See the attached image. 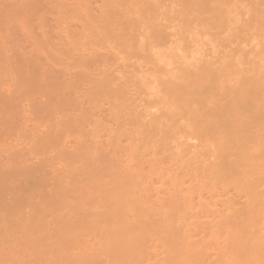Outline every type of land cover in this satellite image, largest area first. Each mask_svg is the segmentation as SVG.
I'll use <instances>...</instances> for the list:
<instances>
[{"label": "rangeland", "instance_id": "obj_1", "mask_svg": "<svg viewBox=\"0 0 264 264\" xmlns=\"http://www.w3.org/2000/svg\"><path fill=\"white\" fill-rule=\"evenodd\" d=\"M227 1L0 0V203L5 205L0 209V226H4L0 230V264H196L194 258L193 263L192 258L187 261L188 255L199 257L198 264H264L263 185L253 182L245 167L234 168L236 148L230 146V138L224 150L210 135L188 128L189 121H200L192 112L200 99L192 91L193 95L188 94L194 99L186 101L188 94L181 93L183 75L190 78L192 73L220 65L223 72L230 71L224 74L237 71L244 77L259 69L253 70L255 61L246 62L249 68H243L244 58L253 63L258 57V64L259 57L264 61V28H259L264 22V0H235V7L234 0H230L231 6ZM220 2L227 12H222ZM205 6L211 9L209 13ZM194 7L199 8L193 14ZM255 13L261 17H256L259 22L252 18L254 23L251 17ZM256 23L258 30L249 27ZM143 25L151 30H142ZM148 33L150 36H145ZM257 42L262 44L257 48L263 49L255 50ZM242 47L247 51L239 60L240 54L236 55L244 51ZM223 52L232 55L226 57ZM173 56H181L180 61ZM157 61L161 67L166 63L172 68L165 64L162 70ZM143 63L153 66L147 69L155 76L157 67L163 75L167 71L173 76L171 70L181 73L189 67L192 73L173 78L162 75L164 82L168 83L166 78L181 82L176 89L171 80L167 89L152 72L148 76L146 67L141 68ZM137 73L144 74L147 81ZM140 78L142 85L138 86ZM263 81L264 77L257 78L254 87L249 85L251 106L264 103L260 91L264 87H256ZM148 82L150 88L155 83L163 91L153 85L154 93ZM195 87L198 85L193 90ZM148 88L159 95L152 99L155 96ZM166 91L172 92L168 100L164 95L167 101L157 98ZM173 94L182 98H175L179 108L174 105L171 114L166 108L173 105L169 104V99L175 101ZM185 108L191 112L185 113ZM148 121L156 125L150 122L147 127ZM64 149L66 153H62ZM223 152L228 162L224 168L219 156ZM16 166L23 172H16L20 169ZM234 169H240L239 173ZM235 248L245 249L247 256L237 249L235 253ZM202 256L207 260H201ZM242 257L247 258L242 261Z\"/></svg>", "mask_w": 264, "mask_h": 264}, {"label": "bare ground", "instance_id": "obj_2", "mask_svg": "<svg viewBox=\"0 0 264 264\" xmlns=\"http://www.w3.org/2000/svg\"><path fill=\"white\" fill-rule=\"evenodd\" d=\"M189 1V0H188ZM199 0H197V2H198ZM203 2H204V0H202ZM206 1H211V4H212V0H206ZM233 1V0H232ZM232 1H227V4H229L230 5V2H232ZM240 1V0H239ZM238 1V2H239ZM242 1V0H241ZM187 2V1H186ZM193 3H195L194 1H192ZM192 2H188V3H192ZM214 2V1H213ZM215 2H218V0H215ZM235 0L232 2L233 4H232V6H234L235 7ZM188 3H186V4H188ZM200 3H202L201 2V0H200ZM209 4H210V2H208ZM207 3V4H208ZM221 4H222V6L224 5V3H222V2H220ZM237 3V2H236ZM240 3V2H239ZM203 4V3H202ZM229 5H228V8H229ZM242 5V4H241ZM202 6V5H201ZM209 6V5H208ZM215 6V5H214ZM213 6V7H214ZM231 6V5H230ZM191 9H193V6L191 5ZM196 7V6H195ZM194 7V10H196V11H194L193 12V14L195 13V12H197V9L199 8V7H197V9ZM203 7V6H202ZM201 7V8H202ZM206 7V8H205ZM204 8H205V11H206V13L208 12L209 13V10H211V9H207V6H205ZM216 7V6H215ZM217 7H220L221 8V6H220V4H219V6L217 5ZM240 7V6H239ZM238 7V8H239ZM209 8V7H208ZM219 8V9H220ZM223 8V9H222ZM221 9H222V12L224 11V13H225V11H226V7H222ZM241 8H243V7H241ZM218 9V13H219V11H221V10H219ZM204 10V9H203ZM213 10V9H212ZM215 10H216V8H215ZM228 10V9H227ZM230 10V9H229ZM228 10V12L229 13H232V12H234V10L232 11V10H230V11H232V12H230ZM239 10V9H238ZM200 11V13H201V9L200 10H198V12ZM246 11V10H245ZM185 12V11H184ZM189 12V11H188ZM191 12V11H190ZM189 12V13H190ZM211 12V11H210ZM227 12V11H226ZM237 12V11H236ZM243 12V11H242ZM186 13V12H185ZM203 13V12H202ZM206 13H204V14H206ZM213 14H214V12H212ZM216 13V12H215ZM221 13V12H220ZM228 13V14H229ZM247 13V12H246ZM153 14V13H152ZM192 14V15H193ZM197 14H199V13H197ZM197 14H195V16H197ZM211 14V13H210ZM222 14V13H221ZM259 14V13H258ZM147 15V14H146ZM182 15V14H181ZM185 15V14H184ZM203 15V14H202ZM209 15V14H208ZM218 15H220V14H218ZM226 15V14H225ZM231 15H234V14H231ZM230 15V16H231ZM239 15V14H238ZM256 15V16H255ZM255 15H252V17H251V19L253 18L254 19V17H255V19L254 20H256V19H258V21L257 22H259V20H260V17L262 16L263 18H264V16L263 15H258V16H260L259 18H256V17H258L257 16V13H255ZM142 16V15H141ZM180 16V15H179ZM183 16V15H182ZM188 16H189V14H188ZM188 16H187V18H188ZM199 16V15H198ZM205 16V18H206V15H204ZM224 16V15H223ZM235 16V15H234ZM145 17V16H144ZM148 17V16H147ZM231 17H233V16H231ZM141 18H143V16L141 17ZM180 18H181V16H180ZM179 18V19H180ZM191 17H189V19H190ZM198 18V17H197ZM114 19V18H113ZM181 19H183V17L181 18ZM189 19H188V21H189ZM227 19V18H226ZM234 19V18H233ZM232 19V20H233ZM252 19V20H253ZM154 20H156V19H153V21ZM184 20H187V19H185V17H184ZM183 20V23L185 22ZM214 20V19H213ZM223 20V19H222ZM253 20V22L255 23L256 21H254ZM262 20V19H261ZM153 21H151V22H153ZM181 21V20H180ZM219 21V20H218ZM221 21V20H220ZM224 21V20H223ZM227 21H230L229 19L228 20H226L225 22H227ZM234 21H237V20H234ZM145 22V21H144ZM182 22V21H181ZM187 22V21H186ZM215 22V21H214ZM225 22H222V23H225ZM248 21H244V25H245V23H247ZM252 22V21H251ZM250 22V23H251ZM252 22V23H253ZM262 22H263V20L261 21V23H260V25H259V23H256L255 25H251V26H249V27H252V26H256V30H258V26L257 25H259V28H261V29H263L264 27V22H263V24H262ZM155 24H156V22H154ZM180 23V22H179ZM197 23V22H196ZM200 23V22H199ZM205 22H203V24H204ZM230 23H233V21H231ZM253 23V24H254ZM124 24V23H123ZM147 24L149 25V23L147 22ZM146 24V25H147ZM154 24V25H155ZM163 24V23H162ZM165 24V23H164ZM208 24V23H207ZM215 24V23H214ZM227 24H229V22L227 23ZM248 24V23H247ZM263 26H262V25ZM182 25V24H181ZM199 25V24H198ZM217 25V24H216ZM215 25V26H216ZM231 25V24H230ZM229 25V27H231ZM242 25V24H241ZM240 25V27H242ZM125 26H126V24H125ZM128 26V25H127ZM131 26V25H130ZM162 25H160V27H161ZM167 26V25H166ZM165 26V27H166ZM178 26V25H177ZM183 26V25H182ZM194 26V25H193ZM199 26H201V25H199ZM198 26V27H199ZM210 26V25H209ZM218 26L219 27H222V24H221V26L219 25V23H218ZM224 26H226V25H224ZM246 26V25H245ZM245 26H243L244 27V29H245ZM132 27V26H131ZM137 27V26H136ZM141 27V26H140ZM145 27H146V29L148 28L147 26H144L143 25V28H142V30L144 29V31H145ZM154 27H156V25L154 26ZM195 27V26H194ZM194 27L191 29V30H193L194 31ZM197 27V26H196ZM218 27V28H219ZM242 27V28H243ZM248 27V26H247ZM182 28V27H181ZM191 28V27H190ZM200 28V27H199ZM207 28V27H206ZM226 28V27H225ZM254 28V27H253ZM139 29V28H138ZM154 28H152V30H153ZM260 29V30H261ZM136 30V29H135ZM134 30V31H135ZM140 30V29H139ZM148 30H151V29H147V31L146 32H148ZM155 30V29H154ZM153 30V31H154ZM159 30H161V29H159ZM186 30H187V27H186ZM185 30V31H186ZM197 30H199V29H197ZM201 30V29H200ZM226 30V29H225ZM136 31H138V30H136ZM170 31V30H169ZM173 31V30H172ZM172 31H170V32H172ZM192 31V32H193ZM195 31H196V28H195ZM205 31V30H204ZM143 32V31H142ZM192 32H191V35H192ZM140 33V32H139ZM137 34V36L138 35H140V34ZM150 34L151 33H148V34H145V36L146 35H148V36H150ZM202 34V33H201ZM143 35H144V33H143ZM153 35H154V33H153ZM186 35V34H185ZM188 35V34H187ZM144 36V39L145 38H148L149 39V37L147 36V37H145ZM190 36V35H189ZM194 36V35H193ZM198 36V35H197ZM196 36V37H197ZM183 37V36H182ZM131 38H132V36H131ZM133 38H135L134 36H133ZM141 39H142V36L140 37V41H141ZM179 39V38H178ZM191 39V38H190ZM190 39L188 40V41H190ZM199 39V38H198ZM198 39L196 40V41H198ZM193 39H191V41H192ZM257 40H259L260 42H261V40L260 39H257ZM263 40H264V37H263ZM263 40H262V42H263ZM183 41V40H182ZM181 41V42H182ZM191 41H190V44H191ZM187 42V41H186ZM200 42V41H199ZM172 42H170L169 43V45L171 44ZM175 43V42H174ZM178 43V42H177ZM193 43V42H192ZM196 43V42H195ZM203 43V42H202ZM180 44V43H179ZM182 44H184V42L182 43ZM186 45H188L189 43H185ZM261 44V43H260ZM259 44V45H260ZM161 45H162V42H161ZM178 45V44H177ZM194 44H192V47H194L193 46ZM258 45V42H257V45L255 44V50H257V49H259V48H257V47H260ZM0 46H2L1 44H0ZM144 46V45H143ZM167 46V45H166ZM175 46V45H174ZM178 46H180V45H178ZM198 46V45H197ZM203 46H205V45H203ZM240 46H242V45H240ZM240 46L239 47H237V48H240ZM261 46H262V44H261ZM140 47V46H139ZM145 47V46H144ZM147 47V46H146ZM150 46H148L147 47V49L149 48ZM164 47H165V45H164ZM168 47V46H167ZM172 47H173V45L172 46H170L169 47V49L171 48L172 49ZM191 47V48H192ZM199 47V46H198ZM153 48H155V47H153ZM189 48V47H188ZM196 48V47H195ZM215 48V47H214ZM243 48V47H242ZM246 48V47H245ZM245 48H243L244 49V51H239V50H237L238 52H240V53H238L236 56H238L239 54H240V58H241V53L244 55L245 53H246V49ZM263 48H264V42H263ZM262 47H261V49H263ZM142 49V48H141ZM144 49V48H143ZM142 49V50H143ZM156 49V48H155ZM154 49V50H155ZM178 49H179V47H178ZM181 49V48H180ZM179 49V50H180ZM184 49H186V48H184ZM212 50H213V48H211ZM251 49H253V47H251ZM261 49H259V50H261ZM149 50V49H148ZM153 50V49H152ZM157 50V49H156ZM154 51L155 53H157V55H158V51ZM174 50V49H173ZM197 50V49H196ZM218 50V49H217ZM221 49H219L218 51H220ZM223 50V49H222ZM226 50V49H225ZM246 50V51H245ZM138 51V50H137ZM167 51V50H166ZM226 51H228V50H226ZM251 51V50H250ZM249 50H248V52H250ZM253 51H254V49H253ZM151 52V51H150ZM179 52V51H178ZM180 52H181V50H180ZM216 52V51H215ZM236 52V51H235ZM234 52V53H235ZM243 52H245V53H243ZM248 52H247V54H248ZM252 52V51H251ZM153 53V52H152ZM218 53V52H217ZM220 53V52H219ZM224 53H227V52H223V54ZM253 53V52H252ZM251 53V55H257V54H252ZM254 53H256V51L254 52ZM154 54V53H153ZM223 54H222V56H223ZM229 54V55H228ZM246 54V55H247ZM154 55H156V54H154ZM166 55V54H165ZM177 55V54H176ZM232 55V54H231ZM230 55V53H227V56L226 55H224V56H226V57H228V56H231ZM234 54H233V56H235ZM259 55H261V56H263L261 53H259ZM141 56H143V55H141ZM248 56V55H247ZM246 56V57H247ZM249 56H250V54H249ZM158 57H160L161 59H162V57H161V55L160 56H158ZM143 58V57H142ZM156 58H157V56H156ZM164 58V57H163ZM169 58V57H168ZM173 58H175L174 56H173ZM179 58H181V56H177V59H179ZM193 58V59H192ZM191 58V60L192 61H194V57H192ZM223 58V57H222ZM230 58H232V57H230ZM253 58V57H252ZM256 58H258V57H255V59L253 58V63L251 62V61H248V59H249V57H247L246 59L244 58V60H247V61H243V63H244V65H241L243 68L244 67H247V68H249V64H254V61L256 62L255 64L258 66H256V65H254L253 67H255V69H253V70H257V68H259L258 70H257V72H253V73H255V74H252V75H250V73L248 72V74L250 75H246V73H245V71L247 70L246 68V70L245 69H243V72L245 73V76L243 77L242 76V73H240V72H235V70L234 71H232V72H235L234 74L232 73L231 75L229 74V75H227L230 71L229 70H224V72L226 71H228V73H226V74H224V72H223V67L224 66H218V65H216L215 67H214V70L216 71V69H219V73H217V71L216 72H213L214 70H202V71H199V70H201V69H203V67H199L198 66V68H199V73L197 74V75H193V73H192V71H190V67L188 68V71H184L186 74H188V72L191 74L192 73V77H186V76H182L181 78H182V80H183V84H182V88H184L183 89V91L181 92L182 93V95L183 96H185V95H187L188 93H190L191 95H193V93L195 94V92H197L196 94H197V96L199 97V99H200V104H199V106L198 107H196V108H194L193 109V116H195V114H198V116L200 117V121L197 123V124H194L192 121H189V120H191L190 118H191V116L190 117H188V118H186L185 120H187V119H189V120H187V122L184 120V118H183V121H185V124L186 123H189V124H187V126H188V128H189V126H190V128L192 129V127L193 128H197L196 130H199L200 131V133H202V134H205V135H210V140H212L213 142H216V143H219V145L218 146H220L221 148H223L224 150H226V148H227V140L230 138V142H229V144H230V146H233V147H235L236 148V152H235V158H234V161H233V166H234V168H237V167H243V169H244V167L246 168V170H247V172L249 173V175H250V177H252V181L253 182H255V183H257V184H262L263 185V190H264V103H261V104H255V105H250V104H252V103H250V99H247L248 97H249V95H248V93H249V85L250 86H252V87H254L256 84L254 83V82H256V80H257V78H260L261 79V77H264V75H260L262 72H264V63H262V62H264V61H262L263 60V58L262 57H259V59L261 58L262 60H261V64H260V61H259V64H258V59H256ZM170 59V58H169ZM171 59H172V57H171ZM176 59V58H175ZM176 59V60H177ZM224 59V58H223ZM234 59H236V58H234ZM251 59V58H250ZM249 59V60H250ZM159 60V59H158ZM191 60H189L188 59V61H189V63H191ZM237 60V59H236ZM239 60H242V58L241 59H239ZM239 60H237L239 63H241ZM252 60V59H251ZM168 61V60H167ZM180 61V59L177 61V62H179ZM185 61H187V60H185ZM201 61V60H200ZM144 62V61H143ZM169 62V61H168ZM184 61H182L181 63H183ZM217 62V61H216ZM222 63H223V61H221ZM221 62L219 61L218 62V64L220 63L221 64ZM248 62H250L249 64H247ZM142 63V62H141ZM145 63V62H144ZM144 63H143V65L141 66V68L142 67H146L145 69H147L148 67H151L150 65H148V66H144ZM185 63V66L186 65H189V64H186V62H184ZM202 63V62H201ZM200 63V64H201ZM146 64V63H145ZM149 64V63H148ZM157 64H158V61H157ZM164 63H162V65H163ZM166 64V63H165ZM165 64L163 65L165 68H166V66H165ZM168 64H170L169 66H171V62L170 63H168ZM196 64H198L197 62H196ZM196 64L194 63V66L193 67H195L196 66ZM229 65V63H226V65ZM134 65V64H133ZM132 65V66H133ZM141 65V64H140ZM147 65V64H146ZM160 64H158V66H159ZM167 65V64H166ZM175 65V64H174ZM173 65V66H174ZM183 65V67L185 68V66H184V64H181V66ZM207 65H209V64H207ZM206 65V66H207ZM215 65V64H214ZM223 65V64H222ZM225 65V64H224ZM227 65V66H228ZM246 65V66H245ZM131 66V67H132ZM136 66V65H135ZM156 66V65H155ZM154 66V67H155ZM163 66L161 67V65L159 66L162 70H163ZM191 66H192V64H191ZM201 66H202V64H201ZM213 65H211V67H212ZM227 66H226V69H227ZM235 66V65H234ZM134 67V66H133ZM138 67V66H137ZM153 67V66H152ZM157 67V66H156ZM167 67H168V65H167ZM188 67V66H187ZM193 67H191V69L193 68ZM197 67V66H196ZM229 67V66H228ZM129 68V67H128ZM169 68V70L172 68V66L171 67H168ZM177 68V67H176ZM184 68H182V69H184ZM216 68V69H215ZM221 68H223L222 70H221ZM138 69V68H137ZM136 69V70H137ZM140 69V68H139ZM144 69V70H145ZM149 69V68H148ZM147 69V70H148ZM161 69H159L158 67H157V69H156V71H154V73L156 74L157 73V76H155L154 74H153V72L151 73L149 70H148V72H149V74L151 73L157 80H159V79H161L163 76H165V74H166V76L167 75H169V74H167V71H166V73H164V75L161 73L160 74V72L159 71H161ZM175 69V68H174ZM196 69V68H195ZM194 69V70H195ZM251 69H252V65H251V68H250V71H251ZM130 70V69H129ZM135 70V71H136ZM187 70V69H186ZM197 70V69H196ZM195 70V71H196ZM245 70V71H244ZM131 71V70H130ZM140 71V70H139ZM139 71H138V73H139ZM143 71V69L141 70V72ZM172 71V73H173V76L174 77H176L178 74H183L184 72H181V73H177L178 71H176V70H171ZM176 71V72H175ZM194 71V72H195ZM241 72H242V70H240ZM249 71V70H248ZM145 72V71H144ZM170 72V71H169ZM197 72V71H196ZM195 72V73H196ZM220 72H222L223 73V75H225V77L224 76H221L222 74H220ZM29 73V72H28ZM134 73V72H133ZM138 73H137V75H138ZM158 73H159V75H158ZM194 73V74H195ZM216 73V74H215ZM237 73H240L239 75H236ZM25 74H27V72L25 73ZM24 74V75H25ZM145 74H146V72H145ZM151 74L150 75H148V76H151ZM189 74V75H190ZM33 75V74H32ZM137 75H135V78H137ZM142 75V73L141 74H139L138 75V78H139V76L140 77H142L141 76ZM163 75V76H162ZM257 75H259V77H257ZM26 76V75H25ZM30 76V75H29ZM34 76V75H33ZM134 76V75H133ZM160 78H159V77ZM169 76H171V78H173V76L171 75V72H170V75ZM169 76H167V77H169ZM179 76V75H178ZM181 76V75H180ZM179 76V77H180ZM252 76V77H251ZM23 77V76H22ZM22 77H21V79H22ZM27 77H28V75H27ZM146 77V76H145ZM154 77H150V79H149V77L147 78V79H149L148 81H150V80H152ZM30 78H34V77H30ZM132 78V77H131ZM143 78H144V76H143ZM152 78V79H151ZM153 79V80H156V79ZM170 78V79H171ZM181 78H179V79H181ZM27 79H29V78H27ZM27 79H25V80H27ZM134 79V78H133ZM133 79H132V81H133ZM141 79L142 78H140L139 80V85L138 86H141L142 85V83H140L141 82ZM145 80H146V78H144ZM169 78H166V80L165 81H168V83H169V86L170 85H172V83L173 82H175V80H177V78L174 80V79H171L173 82H171V80H168ZM24 80V78L22 79V81ZM35 80V79H34ZM136 80V79H135ZM135 80H134V82H135ZM145 80H142V82H144L145 83ZM152 80V81H153ZM157 80H156V82H157ZM32 81L33 80H31V82H30V80H29V82H27V83H31V84H29V85H33V83H32ZM136 81H138V80H136ZM147 81V80H146ZM151 81V82H152ZM160 81V80H159ZM161 81L163 82L162 84H163V86H165L166 85V83L167 82H164V79H161ZM232 81V83H230ZM151 82H148V85H149V83L151 84ZM264 82V81H263ZM135 83H138V82H135ZM143 83V84H144ZM158 83V82H157ZM156 83V84H157ZM167 83V84H168ZM176 84L174 85L173 84V86L177 89V87H179L180 86V83L181 82H178V84H177V82H175ZM198 83V84H197ZM252 83H254V84H252ZM161 84V83H160ZM165 84V85H164ZM153 85H155V83L154 84H152V87H153ZM177 85V86H176ZM198 85V87H195V89H196V91H195V89L193 90V86H197ZM52 87H53V85H51ZM56 85H54V87H55ZM145 86L146 87H148L147 86V83H146V85H144V88H145ZM157 85H155V87H156ZM162 86V85H161ZM167 86V85H166ZM169 86H167L168 88L167 89H169ZM173 86H172V88H173ZM262 86L264 87V84L263 85H261V84H257V89L259 90V87L260 88H262ZM57 87H58V83H57ZM56 87V88H57ZM123 87V86H122ZM122 87H120L121 89H122V91H123V88ZM143 87V86H142ZM141 87V88H142ZM150 88V85H149V88L150 89H152L153 91L155 90L154 89V87L153 88ZM159 87V85L156 87V89ZM59 88V87H58ZM116 88H117V86H116ZM126 88V87H125ZM149 88L147 89L148 91H149ZM162 88H164V87H162ZM118 89V88H117ZM143 89V88H142ZM165 89H166V87H165ZM125 90V89H124ZM145 90V89H144ZM144 90H141V91H143L144 92ZM152 90H150L151 92H152V94H154L155 93V91H154V93H153V91ZM180 90H181V88H180ZM256 90V89H255ZM262 90V94H264L263 92H264V89L262 88V89H260V91ZM118 91V90H117ZM122 91H118V93L120 92V93H124V92H122ZM146 91V90H145ZM150 91H149V93H150ZM157 91H163V89H157ZM192 91H194L193 93H192ZM165 92V91H164ZM117 93V92H116ZM117 93V94H118ZM145 94H146V92H144ZM157 93V92H156ZM160 93V92H159ZM212 93V95L213 96H210V94ZM147 94H148V92H147ZM163 95L161 96H159V97H157V98H164V99H162L163 101L165 100V101H167L168 100V97L169 96H172L171 94H172V92H170V91H166V93H162ZM167 94V95H166ZM177 94V93H176ZM190 94H188L186 97H188V98H185V97H183V99L185 98L186 99V101L187 100H189V98L190 97H192L193 98V96H191ZM1 95V94H0ZM151 95V94H150ZM157 95H159L158 93L156 94V96ZM164 95H166L167 97V100L165 99V96ZM169 95V96H168ZM254 95H256V97H258V94L257 93H255L254 92ZM2 96V95H1ZM118 96H120V94L118 95ZM151 96H155V94L154 95H151ZM156 96L155 97H153L152 99H154V98H156ZM164 96V97H163ZM173 96H175V97H173L174 99L175 98H180V96L181 95H179V96H177V95H174L173 94ZM196 97V96H195ZM261 97V96H260ZM262 97H264L263 95H262ZM0 98H2V97H0ZM4 98V97H3ZM178 98V99H179ZM181 98H182V96H181ZM259 98V97H258ZM184 99V100H185ZM194 99V98H193ZM196 99H197V97H196ZM7 100V99H6ZM14 100V99H13ZM170 100V105H172V106H169L168 108H169V110L171 111H168V108H166L167 109V112H169V113H171L172 114V112L173 111H175L176 110V108L178 107L179 108V105L177 106V99H175V103L173 102V101H171V99H169ZM182 100V99H181ZM153 101V100H152ZM156 103H157V100H154ZM160 101V100H159ZM164 101V102H165ZM179 101V100H178ZM9 102V101H8ZM10 102H12V100H10ZM162 102V101H161ZM191 102V101H190ZM13 103V102H12ZM184 103V102H183ZM182 103V104H183ZM158 104V103H157ZM161 104H163V103H161ZM168 104V102H166L165 103V105L167 106V105H169ZM178 104H179V102H178ZM14 105V104H13ZM12 105V106H13ZM175 105V109H174V106ZM247 105H249V106H247ZM165 106V107H166ZM183 106V105H182ZM9 107H11V106H9ZM14 107H15V105H14ZM161 110L162 109H164V106L163 105H161ZM172 107V108H171ZM172 110H171V109ZM6 109H7V107H6ZM6 109H5V113H6ZM11 109V108H10ZM166 109H164V111H163V113H167L166 112ZM190 111V108L187 110V108H185V113H188V112ZM162 112V111H161ZM191 112V111H190ZM173 113H175V112H173ZM181 113H183L182 112V110H181V112H180V114ZM160 114H162V113H160ZM182 115V114H181ZM184 115V114H183ZM182 115V116H183ZM190 115V114H189ZM69 116H70V114H69ZM175 116V115H174ZM158 117V116H157ZM156 117V118H157ZM177 119H178V117L180 118V115H178V113L176 112V116H175ZM62 118V117H61ZM70 118H72V116H70ZM155 118V119H156ZM160 118V117H159ZM170 118V117H169ZM67 119H68V117H67ZM167 119V118H166ZM170 119H173V118H170ZM64 120V119H63ZM151 120V119H150ZM176 120V119H175ZM179 120V119H178ZM197 120V119H196ZM69 121V120H68ZM75 121V120H74ZM163 121H166V120H163ZM180 121V120H179ZM189 121V122H188ZM71 122H72V120H71ZM137 122H139V121H137ZM141 122V121H140ZM143 122V121H142ZM141 122V123H142ZM150 122H151V124H153V121H148V123H145L144 125H146L147 124V127H149V125L151 126V124H150ZM155 122H157L156 120H155ZM159 122V121H158ZM157 122V123H158ZM167 122V121H166ZM178 122V121H177ZM60 123H61V121H60ZM64 123V122H63ZM62 123V124H63ZM141 123H139V124H141ZM144 123V122H143ZM168 123H170L171 125L174 123L173 121L171 122V120H170V122H168ZM196 123V122H195ZM65 124H66V122H65ZM68 124H69V122H68ZM70 124H73V123H70ZM69 124V125H70ZM75 124V123H74ZM139 124H137V125H139ZM155 124V123H154ZM153 124V125H154ZM159 125H160V123H158ZM166 124V126H167V123H165ZM176 124V123H175ZM174 124V125H175ZM143 125V124H142ZM141 125V126H142ZM143 125V126H144ZM156 125V124H155ZM164 127H163V126ZM178 125V124H177ZM62 126V125H61ZM60 126V127H61ZM68 126V125H67ZM72 126V125H71ZM75 126V125H74ZM158 126V125H157ZM161 126V128H163V129H165L166 127H165V125H164V123L163 124H161L160 125ZM170 126V125H169ZM176 126V125H175ZM181 126V125H180ZM63 127V126H62ZM70 127V126H69ZM73 127V126H72ZM146 126H145V128H147ZM168 127V126H167ZM178 127V126H177ZM66 128V127H65ZM138 128H140L141 129V127L140 126H138ZM152 128V127H151ZM159 128V127H158ZM157 128V129H158ZM187 128V129H188ZM61 129H63V128H61ZM67 129V128H66ZM68 129H70V128H68ZM67 129V130H68ZM148 129V128H147ZM155 129H156V126H155ZM169 129V128H168ZM167 128H166V130H168ZM175 129V128H174ZM148 130H150V129H148ZM159 130V129H158ZM162 130V129H161ZM194 130V129H193ZM64 131V130H63ZM141 131H143L145 134H146V136H148L147 135V133L145 132V129H143V130H141ZM140 131V132H141ZM147 131V130H146ZM155 131V130H154ZM149 133H150V131H148ZM153 132V131H152ZM156 132V131H155ZM154 132V133H155ZM168 132H171V130L169 131L168 130ZM65 133V132H64ZM164 133V132H163ZM181 133V132H180ZM166 135H168V134H166ZM67 136V135H66ZM65 136V137H66ZM180 136V135H179ZM63 138V139H65L66 140V138L68 137H66V138ZM162 137V136H161ZM160 138V137H159ZM197 138V137H196ZM68 140H69V138H67ZM209 141V140H208ZM61 142V141H60ZM201 142V141H200ZM204 142H205V140H204ZM194 143V142H193ZM202 143V142H201ZM210 143V142H209ZM226 143V144H225ZM59 145H60V143H59ZM62 145L64 146V144L62 143ZM210 147V146H209ZM63 148L64 147H62V150H63ZM64 151L65 152H62V153H66V150L64 149ZM75 151H76V148H75ZM232 151V150H231ZM59 152V151H58ZM70 152H72V150L70 151ZM70 152H68L67 151V154L68 153H70ZM77 152V151H76ZM82 153H83V151H81ZM81 152H79L80 154H81ZM60 153V152H59ZM61 153V154H62ZM69 155H71V157H73V154L71 153V154H69ZM68 155V156H69ZM83 155V154H82ZM213 155V154H212ZM61 156H63V154L61 155ZM79 156V155H78ZM219 156L221 157V163H222V168H224V166L226 165V163L225 162H227V160L225 159V153L223 152V155H222V153L221 154H219ZM77 157V155H75V157H74V159ZM219 157V158H220ZM67 159V158H66ZM69 159V158H68ZM70 160V159H69ZM72 160V159H71ZM74 161V160H73ZM71 162V161H70ZM225 164V165H224ZM227 164H228V162H227ZM227 166V165H226ZM230 166V165H229ZM19 168H20V166H18ZM17 166H16V168H18ZM25 167V166H24ZM27 167V166H26ZM29 167V166H28ZM220 167V168H221ZM228 168V167H227ZM23 169V168H22ZM27 169H29V168H27ZM32 169V168H31ZM31 169H29V170H31ZM15 170V169H14ZM18 170V169H17ZM17 170H15L16 172H19L20 170H21V168L17 171ZM29 170L26 172V170L24 169V171H25V173H28V174H31V173H29ZM235 171H236V169H234ZM240 170V169H239ZM238 170V171H239ZM22 172H23V170H21ZM20 171V172H21ZM33 171V170H32ZM224 171V170H223ZM233 171V170H232ZM235 171H233L234 172V174H235ZM238 171H236V172H238ZM222 172V171H221ZM229 172H231V170L229 171ZM228 172V173H229ZM247 172H246V174H247ZM226 173V172H225ZM228 173H226V174H228ZM239 173V172H238ZM224 174V173H223ZM231 174H233L232 172H231ZM230 174V175H231ZM237 174V173H236ZM242 175V174H241ZM245 175V174H244ZM229 176V175H228ZM232 176V175H231ZM238 175H236L235 177H237ZM248 176V175H247ZM242 177V176H241ZM246 177V176H245ZM238 178V177H237ZM239 178H240V175H239ZM238 178V179H239ZM244 178V177H243ZM24 179V178H23ZM26 179H29L28 177H26ZM26 179H24V180H26ZM236 179V178H235ZM241 180V179H240ZM239 180V181H240ZM246 180V179H245ZM244 180V181H245ZM27 182H29V180H26ZM237 181V180H236ZM238 181V182H239ZM241 181H243V180H241ZM247 181H249V180H247ZM23 181H21V183H22ZM39 182V181H38ZM20 183V184H21ZM36 183H37V181H36ZM23 184V183H22ZM26 184H28V183H26ZM25 184V182H24V185H26ZM238 184H240V183H238ZM257 184H254L255 186L257 185ZM20 186H22V185H20ZM27 186V185H26ZM258 186V185H257ZM256 186V187H257ZM258 189V188H257ZM262 189V188H261ZM116 192H117V190H116ZM107 195V194H106ZM109 195H110V193H109ZM111 195H112V193H111ZM113 196V195H112ZM83 198V197H82ZM262 199V198H261ZM0 202H2V201H0ZM3 203V202H2ZM2 203H0V209H2L3 208V206H5L4 204L2 205ZM261 203V202H260ZM261 205V204H260ZM263 206H264V204H263ZM263 208V207H262ZM264 209V208H263ZM251 210V209H250ZM264 221V220H263ZM3 223V222H2ZM3 225H5V224H3ZM2 226V225H1ZM1 226H0V228H1ZM4 227V226H3ZM2 227V228H3ZM2 228L0 229V230H2ZM2 231H0V233H1ZM244 248V247H243ZM236 249L237 248H235L234 249V251H235V253H236ZM238 250V253L241 251H243V252H245L244 250L245 249H243V250H240V249H237ZM240 250V251H239ZM250 249H248V251H249ZM243 252H242V254H243ZM244 255H246V252L244 253ZM247 256V255H246ZM187 257H189V258H187ZM186 259H187V261H188V259H190V258H192L191 260H192V262L191 263H193V258L194 259H196L195 261H196V264H198L197 263V258H199V257H196L195 258V256H193L192 257V255L190 256V255H188V256H186L185 257ZM202 259L201 260H203L204 261V259L206 258V257H204V256H202L201 257ZM247 258V257H246ZM246 258H245V260H246ZM217 259V258H216ZM191 260H189V261H191ZM200 259H198V261H199ZM205 260H207V258L205 259ZM244 260V257H242V261H245ZM216 261V260H215ZM201 262V261H200ZM212 262V261H211ZM210 262V263H211ZM190 263V262H189ZM243 264H244V262H243Z\"/></svg>", "mask_w": 264, "mask_h": 264}]
</instances>
